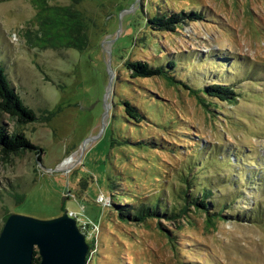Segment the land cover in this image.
I'll return each mask as SVG.
<instances>
[{"label": "rangeland", "instance_id": "1", "mask_svg": "<svg viewBox=\"0 0 264 264\" xmlns=\"http://www.w3.org/2000/svg\"><path fill=\"white\" fill-rule=\"evenodd\" d=\"M181 13L199 19L147 23ZM70 15L81 48L53 36ZM0 65L36 114L0 113L34 147L0 155V232L11 214L67 213L86 264H264V0H0Z\"/></svg>", "mask_w": 264, "mask_h": 264}, {"label": "trees", "instance_id": "2", "mask_svg": "<svg viewBox=\"0 0 264 264\" xmlns=\"http://www.w3.org/2000/svg\"><path fill=\"white\" fill-rule=\"evenodd\" d=\"M185 15V16H184ZM182 17H187L189 20H197L199 19V15L192 14H184L181 13L178 15H161L155 16L147 21V23L151 26L152 30L156 31H173L174 27L182 20ZM71 24L68 26V29H64L61 32L59 30L55 31L54 37L56 41L61 44H65V46L69 47V45H73L76 48H81L86 43V35L83 32L84 25H81V21L75 15H70ZM172 63H169V65ZM129 67L135 72L136 76L141 77H153L160 75L164 71L161 69H153L149 67L147 64H130ZM172 82H175L172 77H169ZM183 87L191 92V88L189 86L183 85ZM201 94L204 96L215 97L220 101L229 100L234 95V92L223 85H211L201 91ZM124 114L135 120L137 123L142 120L141 113L134 108L130 103L124 102ZM0 113L7 114L10 118L15 119L20 124H27L33 121L36 118L35 112L27 107L22 99L19 97L17 93L13 91L10 87L6 73L4 68L0 65ZM34 147L29 143V140L22 133H9L6 129L0 126V155H9V154H17L21 153L28 149H33ZM38 152H41L40 149H37ZM38 154V153H37ZM208 198L204 195L202 199L195 201V206L201 208L204 212H206L208 203L206 202ZM194 203V202H193ZM155 209L150 208H142L139 211H136L133 216V220L135 221H146L147 217L155 216ZM127 217V216H126ZM7 217H5L6 219ZM253 220V219H252ZM40 257L38 253L34 251L32 264H39Z\"/></svg>", "mask_w": 264, "mask_h": 264}, {"label": "water", "instance_id": "3", "mask_svg": "<svg viewBox=\"0 0 264 264\" xmlns=\"http://www.w3.org/2000/svg\"><path fill=\"white\" fill-rule=\"evenodd\" d=\"M86 264L88 246L67 213L50 220L9 215L0 232V264Z\"/></svg>", "mask_w": 264, "mask_h": 264}]
</instances>
